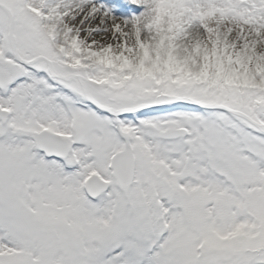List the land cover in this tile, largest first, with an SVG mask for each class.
<instances>
[{"label": "snow or ice", "instance_id": "snow-or-ice-1", "mask_svg": "<svg viewBox=\"0 0 264 264\" xmlns=\"http://www.w3.org/2000/svg\"><path fill=\"white\" fill-rule=\"evenodd\" d=\"M0 264H264V0H0Z\"/></svg>", "mask_w": 264, "mask_h": 264}, {"label": "rangeland", "instance_id": "rangeland-1", "mask_svg": "<svg viewBox=\"0 0 264 264\" xmlns=\"http://www.w3.org/2000/svg\"><path fill=\"white\" fill-rule=\"evenodd\" d=\"M120 2H122V0H120Z\"/></svg>", "mask_w": 264, "mask_h": 264}]
</instances>
